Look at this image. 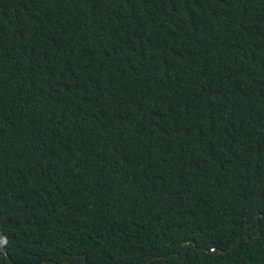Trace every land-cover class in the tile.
<instances>
[{"label": "trees", "instance_id": "16d2710c", "mask_svg": "<svg viewBox=\"0 0 264 264\" xmlns=\"http://www.w3.org/2000/svg\"><path fill=\"white\" fill-rule=\"evenodd\" d=\"M0 264H264V0H0Z\"/></svg>", "mask_w": 264, "mask_h": 264}]
</instances>
